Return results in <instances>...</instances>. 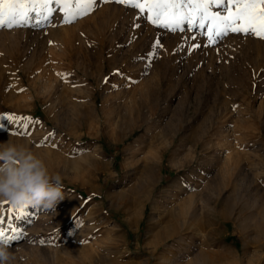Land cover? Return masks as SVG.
<instances>
[{
    "label": "rangeland",
    "instance_id": "1",
    "mask_svg": "<svg viewBox=\"0 0 264 264\" xmlns=\"http://www.w3.org/2000/svg\"><path fill=\"white\" fill-rule=\"evenodd\" d=\"M63 19L0 29V143L40 155L65 197L24 216L0 201V227L22 233L10 264H264V39L208 45L115 0ZM236 157L250 189L231 196ZM190 199L217 203L149 260L160 218Z\"/></svg>",
    "mask_w": 264,
    "mask_h": 264
},
{
    "label": "snow or ice",
    "instance_id": "2",
    "mask_svg": "<svg viewBox=\"0 0 264 264\" xmlns=\"http://www.w3.org/2000/svg\"><path fill=\"white\" fill-rule=\"evenodd\" d=\"M115 2L136 9L139 16L159 29L172 33L185 31L198 33L207 38L208 45L219 43L229 34L252 35L264 39V0H115ZM96 6L97 0H0V29L51 23L53 15L58 11L64 15L63 23H72L91 13ZM135 26L139 27V24ZM191 39L195 40L196 36L193 35ZM200 46L193 44L190 47L196 49ZM155 47H163L159 39L155 41ZM3 118L0 117V121ZM18 215H26L25 207L19 209ZM3 223L4 218L0 217V225ZM10 229L16 234L7 236L5 229L0 227V240L11 243L22 238L18 226H10Z\"/></svg>",
    "mask_w": 264,
    "mask_h": 264
},
{
    "label": "clouds",
    "instance_id": "3",
    "mask_svg": "<svg viewBox=\"0 0 264 264\" xmlns=\"http://www.w3.org/2000/svg\"><path fill=\"white\" fill-rule=\"evenodd\" d=\"M64 198L60 176L50 172L40 155L11 140L0 143V201L53 209ZM13 260L9 243L0 240V264Z\"/></svg>",
    "mask_w": 264,
    "mask_h": 264
},
{
    "label": "bare ground",
    "instance_id": "4",
    "mask_svg": "<svg viewBox=\"0 0 264 264\" xmlns=\"http://www.w3.org/2000/svg\"><path fill=\"white\" fill-rule=\"evenodd\" d=\"M233 159H234V157H233ZM262 159L259 158L258 162L260 163L262 161ZM242 160L240 157H236L234 160L233 170H234V174H235V180H236L235 182L236 183H234L232 186L231 196L239 195V193H241V191H247L250 189V185H248V182L250 181V180L248 181L249 178L246 177L245 175L244 176L241 175L242 174V162H241ZM243 164H244V162H243ZM263 167H264V165H263ZM239 175L241 176L240 179H239ZM145 196H147V194H145ZM147 198H149V197H144V199H147ZM213 200L207 199L204 202L202 201L203 203L197 204L198 203L197 201L190 199L189 201L181 204L178 209H171L170 211L167 212V214H164L163 217L160 218V221L161 220L164 221L165 220L164 218L168 216L167 221L164 223L165 225L163 227H161V229L156 233L153 241L151 240L148 243L150 246L149 248H151V250H150L151 254L149 256V260L152 258H155L159 253L165 252L166 250L173 248L174 246L176 247L178 245H182V243L185 240H187L188 237H190L187 235L190 234L192 229H194L195 224L197 225L196 222H197L198 216L200 214L199 212H202V211L204 212L205 208H209V206L212 204H213L212 205L213 207H214V204L216 205L217 202L213 201ZM232 204H233V206H231V208L228 205V207L230 208L229 209L230 212L232 211L233 207L235 206L234 203H232ZM240 209H242V208L240 207ZM230 212H228V213H230ZM136 213L137 214H134V218H132V219H137L140 216L139 211H137ZM228 213H226L224 215L226 220H227V218L229 219ZM202 219H200V220L202 221ZM212 220H214V217L210 218L209 222H212ZM129 225L131 227L134 226L133 220H131V219L129 220ZM246 243L247 242H246V238H245L243 250L248 249V245H246ZM172 257L173 256L170 254V256L167 259H165V261L170 260ZM175 258H176V256H175Z\"/></svg>",
    "mask_w": 264,
    "mask_h": 264
}]
</instances>
